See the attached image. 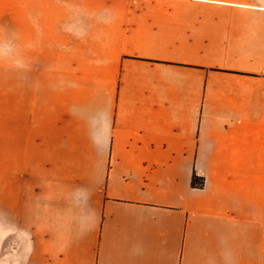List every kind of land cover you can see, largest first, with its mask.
<instances>
[{
  "label": "crops",
  "instance_id": "crops-1",
  "mask_svg": "<svg viewBox=\"0 0 264 264\" xmlns=\"http://www.w3.org/2000/svg\"><path fill=\"white\" fill-rule=\"evenodd\" d=\"M0 264H264V3L0 0Z\"/></svg>",
  "mask_w": 264,
  "mask_h": 264
},
{
  "label": "trees",
  "instance_id": "trees-1",
  "mask_svg": "<svg viewBox=\"0 0 264 264\" xmlns=\"http://www.w3.org/2000/svg\"><path fill=\"white\" fill-rule=\"evenodd\" d=\"M191 183L194 187L201 188L204 185V178L201 176H198L197 174H193Z\"/></svg>",
  "mask_w": 264,
  "mask_h": 264
},
{
  "label": "rangeland",
  "instance_id": "rangeland-1",
  "mask_svg": "<svg viewBox=\"0 0 264 264\" xmlns=\"http://www.w3.org/2000/svg\"><path fill=\"white\" fill-rule=\"evenodd\" d=\"M259 1L264 3V0H259Z\"/></svg>",
  "mask_w": 264,
  "mask_h": 264
}]
</instances>
